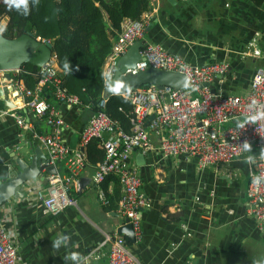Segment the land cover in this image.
I'll use <instances>...</instances> for the list:
<instances>
[{"label": "crops", "instance_id": "crops-1", "mask_svg": "<svg viewBox=\"0 0 264 264\" xmlns=\"http://www.w3.org/2000/svg\"><path fill=\"white\" fill-rule=\"evenodd\" d=\"M148 13L154 18L144 42L161 45L193 66L225 62L229 65L227 76L215 81L213 91L248 93L254 75L264 67V0H152ZM7 25L5 18L0 31ZM256 35H260L263 55L243 58ZM57 68L60 72L58 63ZM18 74L0 72V183L20 173L19 159L31 162L32 144L42 148L32 133L19 127L18 118H25L42 134L51 131L17 97L13 81ZM47 99L65 122L66 145L79 149L92 112L58 103L52 92ZM229 126L232 124L225 128ZM159 136L151 135L157 148ZM139 156L136 151L131 165L142 178L140 192L147 207L142 216L143 238L129 247L141 264H264V236L248 208L247 157L200 170L197 159L165 160L158 149L145 156L144 165ZM99 164L88 162L78 173L69 190L77 204L58 217L48 214L30 191L48 186L51 175L46 171L29 183L24 199L14 198L0 207V215L15 237L19 264H107L106 237L118 234L126 220L120 210L121 184L109 182L106 187L112 198L114 191L118 193L115 209L99 202L94 184ZM57 171L70 176L64 163L58 164ZM98 255V260L91 258Z\"/></svg>", "mask_w": 264, "mask_h": 264}, {"label": "built area", "instance_id": "built-area-1", "mask_svg": "<svg viewBox=\"0 0 264 264\" xmlns=\"http://www.w3.org/2000/svg\"><path fill=\"white\" fill-rule=\"evenodd\" d=\"M153 18V13H148L140 21L124 23L103 68L106 91L111 88L118 61L137 42H144L147 27L153 23ZM259 38L260 35H256L249 43L243 58L263 55ZM150 69L184 75L189 91L172 88L161 90L152 85L122 94L133 106V128L130 133L107 114L106 96L98 105L100 111L91 117L83 130L77 150L66 145L63 137L65 122L44 94V88L51 87L58 103L81 106L80 99L69 95L63 87L56 56L40 69V85L35 90L28 89L22 81H13L17 85V97L24 101L25 107L32 111L35 118L44 120L51 131L42 134L23 117L18 118L19 127L32 133L33 139L42 146L47 154L48 165L57 168L58 164L64 163L70 170L69 177L59 173L51 175L46 188H30V191H34L37 200L52 217H58L69 207L76 206L77 202L69 195L70 185L88 163L85 153L87 147L93 140H100L105 156L94 177L99 202L103 207H110L111 201L103 185L108 177H118L122 186L120 210L128 221L125 225L132 226L138 243L143 238L142 216L147 200L140 192L143 186L140 173L131 165L136 151L147 156L158 149L165 160L194 158L200 170L247 157L249 213L259 222L264 236V67L256 72L245 95L213 91L215 81L227 76V63L193 66L161 45L144 42L141 60L127 74L135 76ZM152 117L154 120H151ZM152 133L161 136L158 148L152 142ZM104 246H109L107 264H141L125 236L119 233L107 235ZM91 258L98 260L100 256ZM0 264H19L15 237L1 215Z\"/></svg>", "mask_w": 264, "mask_h": 264}, {"label": "trees", "instance_id": "trees-1", "mask_svg": "<svg viewBox=\"0 0 264 264\" xmlns=\"http://www.w3.org/2000/svg\"><path fill=\"white\" fill-rule=\"evenodd\" d=\"M151 10L152 0H0V22L8 18L2 31L8 39L32 34L52 43L63 87L69 95L78 97L81 106L93 116L106 97L103 68L124 23L140 21ZM39 71L25 65L13 78L35 90L40 85ZM51 92V87L44 88L46 99ZM106 111L124 131H132L133 106L128 100L122 96L109 97ZM104 156L102 142L93 140L86 149L87 161L97 165L104 161ZM109 182L120 185V181L111 176L103 186L111 200L109 210H113L118 193L114 191L112 198L106 188Z\"/></svg>", "mask_w": 264, "mask_h": 264}, {"label": "water", "instance_id": "water-1", "mask_svg": "<svg viewBox=\"0 0 264 264\" xmlns=\"http://www.w3.org/2000/svg\"><path fill=\"white\" fill-rule=\"evenodd\" d=\"M143 48L144 42H137L118 61L116 75L112 80L111 88L106 91L107 98L121 96L129 90L152 85L161 90L172 88L174 90L185 89L189 91L186 77L174 72L150 69L135 76L127 74V71L135 69L137 63L141 60ZM54 56L56 55L50 42L37 39L32 34H24L14 39H8L0 31V72H20L25 65L41 69ZM0 95L3 96L2 88L0 89ZM151 120H154V117ZM30 151L32 152V154L30 153L32 156L31 162L19 159L20 173L16 177L0 183V207L14 198L24 199L28 184L32 180L39 179L44 171L50 175L58 174L55 166L48 165L47 155L41 147L32 144ZM137 159L141 165L146 162L142 153ZM118 233L126 237L128 244H136L135 233L131 225H123Z\"/></svg>", "mask_w": 264, "mask_h": 264}, {"label": "rangeland", "instance_id": "rangeland-1", "mask_svg": "<svg viewBox=\"0 0 264 264\" xmlns=\"http://www.w3.org/2000/svg\"><path fill=\"white\" fill-rule=\"evenodd\" d=\"M0 24H1V22H0ZM3 28H5V27H3ZM3 28H2V29H3Z\"/></svg>", "mask_w": 264, "mask_h": 264}]
</instances>
